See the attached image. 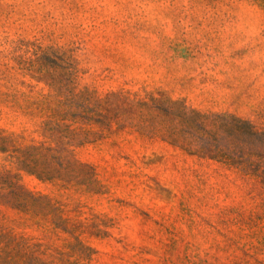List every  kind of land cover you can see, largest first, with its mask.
<instances>
[{
    "label": "rangeland",
    "instance_id": "374dc122",
    "mask_svg": "<svg viewBox=\"0 0 264 264\" xmlns=\"http://www.w3.org/2000/svg\"><path fill=\"white\" fill-rule=\"evenodd\" d=\"M0 264H264V0H0Z\"/></svg>",
    "mask_w": 264,
    "mask_h": 264
},
{
    "label": "trees",
    "instance_id": "16d2710c",
    "mask_svg": "<svg viewBox=\"0 0 264 264\" xmlns=\"http://www.w3.org/2000/svg\"><path fill=\"white\" fill-rule=\"evenodd\" d=\"M44 56L48 57L46 60H48V61L52 62L53 64H55L54 67L57 68L59 71H61V73L64 74V72H63L64 68L60 66V63H58V61H56L57 58H51V57H49L47 55H44ZM70 95L73 96V97H71V99L74 98V97L75 98H79L80 97V96H75L73 93H71ZM80 103L85 107V102L84 101H80ZM151 103H152V106H155V105H157V106H165L164 110L166 109L167 113H169V111L172 110V108L176 106V103H173L171 101L162 102L161 100H155L153 98H151ZM72 104L73 103L71 102L69 104V107H72ZM137 105L140 106V107H143V106L147 107L148 106V104H146L144 102L143 103L142 102L138 103ZM157 109H158V107H157ZM158 110H160V109H158ZM235 120H236L237 124H242V123H238L240 120H237V119H235ZM200 123H202V122H200ZM243 133H244V137L247 138V139H253L254 136H255V133H253L249 129H244ZM211 138L213 139V137H211ZM30 149H32L31 151H35L36 150V148H34V147H31ZM29 153L31 154L32 152H29ZM212 158H215V157H212Z\"/></svg>",
    "mask_w": 264,
    "mask_h": 264
}]
</instances>
